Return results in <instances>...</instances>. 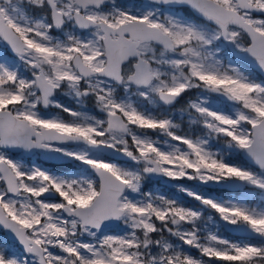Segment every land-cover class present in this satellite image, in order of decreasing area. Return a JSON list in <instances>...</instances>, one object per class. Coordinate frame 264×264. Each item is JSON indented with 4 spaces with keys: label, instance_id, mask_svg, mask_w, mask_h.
<instances>
[{
    "label": "snow or ice",
    "instance_id": "1",
    "mask_svg": "<svg viewBox=\"0 0 264 264\" xmlns=\"http://www.w3.org/2000/svg\"><path fill=\"white\" fill-rule=\"evenodd\" d=\"M0 46V264H264V0H0Z\"/></svg>",
    "mask_w": 264,
    "mask_h": 264
},
{
    "label": "rangeland",
    "instance_id": "2",
    "mask_svg": "<svg viewBox=\"0 0 264 264\" xmlns=\"http://www.w3.org/2000/svg\"><path fill=\"white\" fill-rule=\"evenodd\" d=\"M135 1L137 0H116L117 3L125 6V7H128L130 8L131 10L133 11H136L137 9L139 10H144L145 9V6L144 5H139V4H135ZM138 2V1H137ZM0 55H6V52L4 50V48L2 46H0ZM241 68L242 70L244 71H249L251 72L250 70H248L247 68H243V66L241 65ZM190 94L192 96H190ZM197 95V90H192L190 93H188L187 96H185V98L183 99V102L180 103V105L177 106V108H179L181 105H183L185 103V101L187 99H192V98H195V96ZM224 107H227V105H224ZM179 114L177 113V116ZM187 120L185 119L184 122H186ZM178 122H179V119H178ZM188 124V122H187ZM191 131V130H189ZM218 147H223L222 144H219ZM238 156V153H233L231 158L233 160V162H236V163H240L242 165H244L242 163V159L238 156V158L236 157ZM247 166V165H245ZM195 181H187V180H180V181H173V180H170L168 178H163L160 180L159 183H155L153 185H151L150 189L151 190H154L158 193H162V194H165V195H168V196H174V197H178L180 199H182L185 203H187L188 205H191L189 202H193L191 200V198L189 197H186L183 193H180L178 191V188L176 187V185H186V186H189V187H196L195 184L193 183ZM198 190L205 193V194H211V195H218V196H221V194H217L216 191H206L205 189H202L200 187H198ZM229 195H232V194H226L224 196H229ZM257 199H259V197H257ZM197 203V202H196ZM219 228V232L221 235L225 236L222 232H221V229H220V226H218ZM227 237V236H225ZM0 238H3V239H8L7 237H5L3 235V233L0 231ZM229 239H238V238H230V237H227ZM174 240V238H173ZM191 253L194 255V256H198L199 253L195 250V249H192L191 250Z\"/></svg>",
    "mask_w": 264,
    "mask_h": 264
},
{
    "label": "flooded vegetation",
    "instance_id": "3",
    "mask_svg": "<svg viewBox=\"0 0 264 264\" xmlns=\"http://www.w3.org/2000/svg\"><path fill=\"white\" fill-rule=\"evenodd\" d=\"M138 1V2H137ZM135 1V4H139V5H148L150 3V0H137ZM190 96H192L190 94ZM62 102L68 105H72L73 102L68 98V97H62ZM181 102H183V100H181ZM180 102V103H181ZM178 106V105H177ZM51 113L55 114L58 110L56 109H50L48 110ZM196 126H192L191 128L189 127V125L186 122L182 123V128L184 129V131H189L192 130L193 128H195ZM154 138H156L154 136ZM21 152V154L23 155L24 159L26 162H36L38 164H42L45 167L51 168L55 171H68V172H72L76 170L77 164L75 162L69 161V160H63V161H56V160H47L44 157H36V156H32L30 153H23L22 150H18ZM161 179H151L149 181H147L146 187L148 189H150L151 185L155 184V183H159ZM3 233V230H0ZM8 238V237H7Z\"/></svg>",
    "mask_w": 264,
    "mask_h": 264
},
{
    "label": "water",
    "instance_id": "4",
    "mask_svg": "<svg viewBox=\"0 0 264 264\" xmlns=\"http://www.w3.org/2000/svg\"><path fill=\"white\" fill-rule=\"evenodd\" d=\"M7 51H8L10 54H12V53L10 52V50H7ZM12 55H13V54H12ZM246 66L249 67L250 69L254 70L255 72H257V73L260 75V77H264V74L259 73V70L256 69L254 65L247 64ZM240 156H241V157L247 162V158H246V157H244L242 154H240ZM247 163H248V162H247ZM161 178H162V177H157V178H153V179H161ZM197 184H198V182H197ZM205 187H209V188H214V187H216V188H220V187H218V186H214V185H209V186H205ZM220 189H221V188H220ZM220 225H221L222 229H223L225 232L229 233L230 235L243 238V234H242V233H239V232H235V231H233L232 228H231V226H225V225H223L222 222L220 223ZM9 239H10V237H9Z\"/></svg>",
    "mask_w": 264,
    "mask_h": 264
},
{
    "label": "trees",
    "instance_id": "5",
    "mask_svg": "<svg viewBox=\"0 0 264 264\" xmlns=\"http://www.w3.org/2000/svg\"><path fill=\"white\" fill-rule=\"evenodd\" d=\"M259 78V77H258ZM217 194H220L219 192H217ZM194 204V203H193ZM227 235V234H226ZM228 236V235H227Z\"/></svg>",
    "mask_w": 264,
    "mask_h": 264
}]
</instances>
